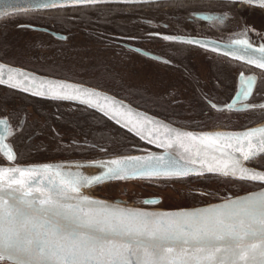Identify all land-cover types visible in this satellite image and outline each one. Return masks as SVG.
<instances>
[{
	"label": "flooded vegetation",
	"instance_id": "1",
	"mask_svg": "<svg viewBox=\"0 0 264 264\" xmlns=\"http://www.w3.org/2000/svg\"><path fill=\"white\" fill-rule=\"evenodd\" d=\"M204 16L264 37V9L244 4L168 1L88 6L0 19V61L106 92L187 130L236 131L263 124L264 109L247 105H264V71L193 44L162 38L217 36ZM248 78L252 94L244 96ZM226 105L232 107L220 109ZM0 120L14 131L9 140L11 152L0 150V165L9 164L5 159L9 154L20 165L89 159L103 151L131 154L147 148L142 143L129 144L122 130L89 109L3 87ZM230 182L215 176L118 182L90 194L133 206L174 210L220 202L222 195L232 193L227 187ZM128 184L142 186L129 191ZM165 192L172 193V205L162 196Z\"/></svg>",
	"mask_w": 264,
	"mask_h": 264
},
{
	"label": "snow or ice",
	"instance_id": "2",
	"mask_svg": "<svg viewBox=\"0 0 264 264\" xmlns=\"http://www.w3.org/2000/svg\"><path fill=\"white\" fill-rule=\"evenodd\" d=\"M99 2L100 0H40L35 7L57 9ZM230 2L264 7V0ZM162 38L166 41L204 46L199 40H183L171 35ZM234 43L243 44L245 51L252 47L247 40H236ZM256 51L260 56L247 62L264 69V46ZM31 80L23 72L13 73L9 70L7 86L20 88L24 81ZM250 83L251 78L245 80L242 95L252 94L249 91ZM4 84V66L0 65V85ZM50 92L51 98L78 100L88 106H92L91 98L96 95L85 88L65 83L53 84ZM32 94L44 95L43 92ZM82 96L88 99H81ZM211 107L218 109L219 106L211 104ZM226 107L230 109L232 105ZM247 108L264 109V105L249 104ZM140 119L146 124L153 123L147 116ZM122 126L129 130L134 127L131 122ZM168 133L164 141L150 134L148 142H155L157 147L167 150L173 144L184 147L185 138L207 141L204 147L213 152L221 151L229 163L219 166L217 161L216 165L205 166L201 162V167L195 169L181 165L170 156L149 155L67 166L69 170H64L65 166L51 164H44L39 168L0 166V261L5 264H248L249 258L255 261L257 249L264 257V171L244 166L245 163H254L257 158L264 156V140L257 151L250 139L257 133L264 134V128L251 129L237 137L241 143L234 152L241 153V158L226 151L233 148L231 143H220L221 140L230 141L231 136L216 134L196 137L191 132L173 134L172 129H168ZM136 134L141 139L145 138L140 129H137ZM245 139L248 140L247 150L243 145ZM7 147L11 152V145ZM185 151L190 150L186 148ZM5 159L9 165H15L17 161L14 154L7 155ZM196 163V159L186 161V164ZM71 167L107 168V171L88 176L81 171L72 172ZM205 173L219 174L240 182L258 183L262 190L245 197L225 198L223 203L215 206L162 212L112 205L85 196L81 191L82 188L112 180H179ZM252 241H258L259 244Z\"/></svg>",
	"mask_w": 264,
	"mask_h": 264
},
{
	"label": "water",
	"instance_id": "3",
	"mask_svg": "<svg viewBox=\"0 0 264 264\" xmlns=\"http://www.w3.org/2000/svg\"><path fill=\"white\" fill-rule=\"evenodd\" d=\"M168 1H213V2H230V0H100L99 3L94 5H77V6H68V7H61L57 9H69V8H80V7H88V6H102V5H136V4H149V3H158V2H168ZM40 0H0V19L14 15V14H20V13H34V12H44V11H51V10H57V9H39L36 8L35 5L38 4ZM231 3V2H230ZM238 4H244L247 6L255 7V8H261L264 9V7L257 5H249L247 3H239ZM19 9L20 11H17ZM27 10V11H25ZM204 21L209 23V25L213 26L216 31L218 32V35L215 37H187L183 38V40L187 39H193V40H199L201 42V45H204L203 47L200 45H196L202 48H205L209 51H212L214 53L226 56L230 59L240 61L242 63L251 65L257 69L254 64H249L247 61L250 59H257L260 56V53L256 51L257 48L264 46V37L261 35H258L252 31H250L248 28H242L240 30H237L236 28H231L230 26H227L225 24H221L217 22V19L215 16H204ZM245 29H247V32L245 33ZM236 40H247L251 43L252 47L247 49L245 51V46L243 44H236L234 41ZM239 57V58H237ZM0 65L4 66V79L6 81V84L0 85V87L19 92L21 94L41 99V100H47V101H55V102H63L68 104H73L77 106L84 107L86 109H89L96 114L100 115L104 119H106L109 123H111L113 126L119 128L120 130L126 132L133 138L137 139L140 143L145 145L147 148H137L135 149L136 153L131 154H118V153H111L108 151H103V153L96 155L94 157H91L89 159H53V160H46L39 163H32V164H15V165H0L3 167L8 166H17V167H35L39 168L40 166L44 164H51L53 166H65L64 170H69L67 166L77 165V164H90L92 162H107L113 159H121L126 156H142L147 157L149 155H157V156H170L172 159L177 160L181 165H186L188 168H195L199 169L201 167V162L206 166L207 164H213L216 165L217 161H219V166H223L224 163H229L227 158L223 157L221 151H215L213 152L211 149L205 148L204 145L207 143V141H201L199 139L192 140V139H184V147L179 146L178 144H173V146L169 149H165L164 147H157L156 143H149L148 142V136L150 134L154 135V137L159 138V140L164 141L169 133L168 129L173 130V134L175 132H191L196 137H200L203 135H212L215 136L216 134H220L222 136H231L232 139L230 141L221 140V144H227L231 143L233 145L232 149H226V151L233 153L236 158H241V153L234 152V149L236 147H240V140L237 139V137L240 136L241 133L245 131H250L251 129H260L264 128V123L245 129V130H214V131H192L183 129L180 127H177L169 122H166L156 116H153L149 113H146L140 109L135 108L128 102L118 99L106 92L84 86L77 83H72L64 80L54 79L46 76L39 75L37 73L19 68L14 67L8 64H5L0 61ZM9 70H12L13 73L15 72H23L25 75L32 78L31 81H24L20 88H12L7 86V77L9 74ZM264 71V69H260ZM22 79V78H18ZM70 84L73 87H82L87 89L90 92H95L96 95H94L91 98V105L88 106L86 104L80 103L78 100H65V99H56L51 98V92L50 88L53 84ZM22 88L28 89L27 91L21 90ZM33 92H43L44 95H33ZM106 97V99H105ZM81 99H88L87 97H81ZM220 109H229L228 107L224 106V108ZM135 115H132V114ZM147 116L149 121H153L151 124H146L145 121L140 119L141 117ZM111 117V118H109ZM3 123H0V150L2 152L9 151V140L11 136L13 135L14 131L10 129L7 122L4 120ZM128 122H131L134 127L132 130H129L128 127L122 126L124 124H127ZM160 125H164L165 127H160ZM137 129H140L144 132V139H141L140 135L136 134ZM252 141V144L254 146L255 150H259L261 147V142L264 140V134L257 133L254 137L250 138ZM243 145L245 150L248 149V140H243ZM189 149V152H186L185 149ZM215 157V159H214ZM264 156H261L257 158L256 160L262 158ZM183 158V159H182ZM188 159H196L198 163L195 165L192 164H186V161ZM252 162L245 163V167L256 170V171H264L262 169L255 168L251 166ZM72 172L81 171L83 174L88 176H94L101 173V171H107V168L101 170L97 167H84L83 169H76L75 167H71L70 169ZM204 176H215L220 177L224 179H229L232 181L240 182L238 180H234L230 177H224L219 174H213V173H205L204 175L197 176V175H191L186 178L182 179H188L192 177H204ZM179 179V180H182ZM163 180H177V179H160V180H143V179H129L126 181H120V180H112L110 182H103L99 185H95L88 188H82L81 191L85 196H88L92 199H97L100 201H106L112 205H119L121 207H127V208H133V209H143L145 211H152V212H162V211H175L174 210H162V209H151V208H145L142 206H133L131 204L124 203L119 200H106L101 199L99 197L93 196L90 194L93 190H95L98 187L106 186L111 183H118V182H132V181H163ZM241 183H248L252 185L259 186L258 189L249 191L247 193L241 194V195H232V194H225L222 196L223 200L220 202H210L207 205L196 207V208H186L182 207L179 209H186V210H192L197 208H204L208 207L210 205L215 206L223 203L225 198H232L235 199L236 197H245L252 193H258L262 190V186L258 183H250V182H241ZM252 243L259 244L258 241H252ZM255 261L253 262L251 258H249L248 264H261V261H264V257L260 255L259 249L255 252ZM2 263H5L3 261H0ZM241 264H244V262H241Z\"/></svg>",
	"mask_w": 264,
	"mask_h": 264
},
{
	"label": "rangeland",
	"instance_id": "4",
	"mask_svg": "<svg viewBox=\"0 0 264 264\" xmlns=\"http://www.w3.org/2000/svg\"><path fill=\"white\" fill-rule=\"evenodd\" d=\"M141 186L142 185L128 184V185H125V188H127L129 191L130 190H139L138 188H140ZM103 187L109 188L108 185L103 186ZM227 187H228V190H230L235 195H240L242 193L247 192V187L243 186L242 184H240L239 182H236V181L230 182L229 184H227ZM120 188H121V186H120ZM225 194H227V193H225ZM224 195H222V196H224ZM162 196L165 197V201H166L167 204H169V205L173 204L172 200H174V198H173V195H172L171 192L162 193Z\"/></svg>",
	"mask_w": 264,
	"mask_h": 264
},
{
	"label": "trees",
	"instance_id": "5",
	"mask_svg": "<svg viewBox=\"0 0 264 264\" xmlns=\"http://www.w3.org/2000/svg\"><path fill=\"white\" fill-rule=\"evenodd\" d=\"M98 123H100L99 120H98ZM120 133L122 134L123 137H125L130 142L129 144H132V142L140 143L137 139L133 138L129 134L122 132V131ZM251 166L264 170V157L256 160L254 163H251ZM239 183L242 184L243 186L247 187V192L253 191V190H256L259 188V186H257V185H252V184H248V183H241V182H239Z\"/></svg>",
	"mask_w": 264,
	"mask_h": 264
}]
</instances>
